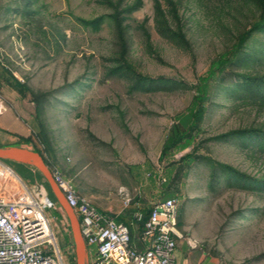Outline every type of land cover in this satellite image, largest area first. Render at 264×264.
Segmentation results:
<instances>
[{
  "label": "rangeland",
  "instance_id": "374dc122",
  "mask_svg": "<svg viewBox=\"0 0 264 264\" xmlns=\"http://www.w3.org/2000/svg\"><path fill=\"white\" fill-rule=\"evenodd\" d=\"M175 2L178 21L167 14L164 0H0V60L26 86L22 94L7 85L6 100L27 118L33 138L27 148L40 150L51 170L60 169L91 201L106 207L103 202L113 196L122 207L124 189L132 198L124 212L133 217L136 204L145 209L152 206L148 201L175 191L190 213L211 224V246L222 264H264V152L252 138L218 139L231 130L264 131V107L234 90V83L218 87L194 143L161 157L172 126L186 121L193 85L260 20V0ZM116 11L124 46L110 17ZM100 16L105 18L97 29L83 23ZM166 23L180 29L187 43L169 38ZM122 60L131 71L114 73ZM236 70L264 76V32L249 37ZM139 76L181 84L155 82L137 89ZM39 121L49 150L35 134ZM10 164L27 167L30 182ZM218 164L261 184L230 183ZM44 177L32 165L0 159V182L16 195L27 190L51 198ZM49 215L62 251L76 264L67 249L68 218H59L56 210ZM133 232L137 237V226Z\"/></svg>",
  "mask_w": 264,
  "mask_h": 264
},
{
  "label": "built area",
  "instance_id": "2783aa9c",
  "mask_svg": "<svg viewBox=\"0 0 264 264\" xmlns=\"http://www.w3.org/2000/svg\"><path fill=\"white\" fill-rule=\"evenodd\" d=\"M6 106L0 102V114ZM9 169V168H8ZM66 199L81 224L90 264H178L175 256L179 231V197L157 201L148 216L136 204L133 218L142 223V246L134 244L132 230L118 221L110 209H101L82 194L60 169L52 170ZM165 180V179H164ZM3 181V180H2ZM0 182V264H73L58 243L49 213L62 208L57 199L42 198L26 190L14 197L10 185ZM5 182V181H4ZM125 208L132 202L130 194L120 190ZM69 225V224H68ZM71 229V227H70ZM191 246L197 241L188 237ZM72 240L67 248L75 256Z\"/></svg>",
  "mask_w": 264,
  "mask_h": 264
},
{
  "label": "trees",
  "instance_id": "16d2710c",
  "mask_svg": "<svg viewBox=\"0 0 264 264\" xmlns=\"http://www.w3.org/2000/svg\"><path fill=\"white\" fill-rule=\"evenodd\" d=\"M168 6V15L174 19L175 21L179 20L177 6L175 0H164ZM261 3V15L260 20L253 24L249 29L241 32L236 42L232 45L230 49L226 52L219 55L216 59L211 62V66L207 72V74L200 76L199 80L196 84L193 85L195 89V94L193 95L192 102L188 107V116L186 121L180 120L177 121L171 128L170 132L167 135V138L164 143L163 153L161 157L165 155H172L175 152L180 150H184L187 147L191 146L196 140V132L200 128V124L204 120L205 114L208 110L209 104L212 100L213 95L216 92V88L220 87V89H227L231 84H235L234 90L239 88V93L247 95L248 98L251 96L255 99L259 105L264 107V76L252 75L248 73H240L237 72V68L239 67V62L242 59V52L245 46V43L249 39L255 31L264 32V1L260 0ZM19 12H25V10H21ZM111 18L114 19L117 26V31L121 41L124 46V26L122 23V18L120 16V11H116L114 14L110 15ZM104 16L97 17L92 20H83L85 25H91L94 28H99L101 23L104 20ZM167 21V20H166ZM168 22V21H167ZM166 28H164V33L168 35L169 38L173 40H177L180 43H187L185 35L179 29H172L167 23ZM119 61V60H118ZM124 62L118 64L113 69L114 73L117 72H130L131 67L127 64L125 60ZM6 76L3 77L4 81L9 86H13L18 92L25 94L26 86L24 82L19 80L16 76H14L9 70L6 71ZM135 88L143 89L149 84H153L158 82L159 84H181L174 79L170 78H160V79H152L147 77L139 76L137 80H135ZM38 128V129H37ZM37 138L45 145V147L49 150L51 147V142L44 131L42 123L37 122L36 128L34 129ZM246 137L247 141L249 139H253V143L259 147L260 150L264 152V131L261 129H249V130H231L225 134L218 136V139L221 140H231L235 138ZM22 140L32 143L33 138H21ZM247 143V142H245ZM37 151L42 154L40 150ZM43 155V154H42ZM51 156L55 158V154L51 153ZM187 158L193 160L192 154H187ZM46 160V159H45ZM47 162V160H46ZM217 169L220 171H224L225 176L224 179L229 181L230 183L238 182L236 185L243 187H251L253 184H261L260 180H255L249 182L247 175L242 172L236 170L234 167L228 164H218ZM237 180V181H235ZM240 183V184H239ZM250 183V184H248ZM264 189V185L262 186ZM55 199L54 195L51 197ZM153 206H148L144 210L145 215L148 216ZM59 218H67L63 208H59L56 210ZM118 221L124 222L122 218L117 217ZM126 223V222H124ZM127 224V223H126ZM129 225V224H128ZM140 230L142 229V223L139 225Z\"/></svg>",
  "mask_w": 264,
  "mask_h": 264
},
{
  "label": "crops",
  "instance_id": "0c3cea01",
  "mask_svg": "<svg viewBox=\"0 0 264 264\" xmlns=\"http://www.w3.org/2000/svg\"><path fill=\"white\" fill-rule=\"evenodd\" d=\"M7 70L8 69L6 68V65L0 60V102H2L6 106V110L0 114V147H27L26 143L28 142L21 139L31 137V132L29 131L30 129L26 124L27 118L24 113H22V111L16 110V104H14V102L12 105L10 101L6 100L5 89L8 84L6 83V81H4L3 77L7 75ZM15 162L26 166L29 165L17 161ZM10 167L18 173L20 178L25 183L30 182L28 178L30 173L27 167L20 166L18 164H10ZM32 178L35 179V175H32ZM2 184H5V182L2 181ZM15 196L19 195H16L14 193V197ZM170 197H177V193H175V191H169V193L162 199H158L155 202H152L150 200L148 202L153 206L157 201L164 200ZM181 200L182 202L180 206L179 223V231L181 236L177 237V248L175 251V256L178 264H222L220 257L218 256V254H216L213 246H211V238L214 234L211 224L205 221L202 214L190 213L189 208H186L182 198ZM103 204H105L106 207L99 206L98 204L96 205L101 209L112 210L117 217L122 218L124 222L129 224L132 232L134 231V226H137V228L139 229V233L136 237L133 232V241L134 244L141 247L142 242L140 239V226L134 221L133 217H130L126 212H124L126 208L123 206L120 207L117 204L116 198L113 196L107 202H103ZM188 237L197 241L196 247L190 245V243L188 242ZM88 256V264H90L93 260V256H90L89 254Z\"/></svg>",
  "mask_w": 264,
  "mask_h": 264
},
{
  "label": "water",
  "instance_id": "95a60500",
  "mask_svg": "<svg viewBox=\"0 0 264 264\" xmlns=\"http://www.w3.org/2000/svg\"><path fill=\"white\" fill-rule=\"evenodd\" d=\"M0 159L14 160L24 164H29L43 173L48 181L57 201L63 208L70 224L73 240L75 243L76 264H88V251L84 237L81 232V224L78 216L68 203L65 193L55 180L53 172L46 162L44 156L39 151L22 146L0 147Z\"/></svg>",
  "mask_w": 264,
  "mask_h": 264
}]
</instances>
